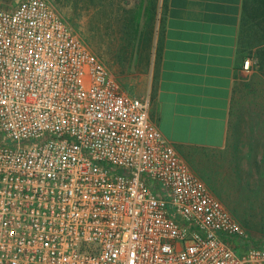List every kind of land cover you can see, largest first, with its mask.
I'll list each match as a JSON object with an SVG mask.
<instances>
[{
	"label": "built area",
	"instance_id": "2783aa9c",
	"mask_svg": "<svg viewBox=\"0 0 264 264\" xmlns=\"http://www.w3.org/2000/svg\"><path fill=\"white\" fill-rule=\"evenodd\" d=\"M247 237L49 0L0 8V264H264Z\"/></svg>",
	"mask_w": 264,
	"mask_h": 264
},
{
	"label": "crops",
	"instance_id": "0c3cea01",
	"mask_svg": "<svg viewBox=\"0 0 264 264\" xmlns=\"http://www.w3.org/2000/svg\"><path fill=\"white\" fill-rule=\"evenodd\" d=\"M20 1L0 0V8ZM154 2V19L141 26L147 41L131 45L145 51L140 77L149 87L141 99L149 102L151 120L199 178L195 166L206 160L201 156L220 153L221 179L250 177L253 191L264 194V75L255 74L264 67V38L252 49L258 67L253 83H240L247 74L248 57L240 48L247 0H165L160 29ZM239 103L246 104L250 122L237 126Z\"/></svg>",
	"mask_w": 264,
	"mask_h": 264
},
{
	"label": "rangeland",
	"instance_id": "374dc122",
	"mask_svg": "<svg viewBox=\"0 0 264 264\" xmlns=\"http://www.w3.org/2000/svg\"><path fill=\"white\" fill-rule=\"evenodd\" d=\"M139 1L49 0L74 31L85 40L89 48L105 63L112 76L122 84L128 93L142 98L146 96L149 87V83L142 81L140 77V74L143 73L141 72L143 68L141 65L144 61L140 58V55L144 57L145 51H139L135 48L132 50L131 45L136 42H143V39L139 40L138 37L135 43H131L128 27H126V20L130 11ZM143 1V9L145 10L149 0ZM155 1L159 6L156 22L160 29L163 24L165 0ZM263 27L264 7L262 0H247L241 27L240 48L244 49L247 57L252 58L253 67L240 80L241 84L253 83L252 77L255 74H258L256 77L260 78H262L261 75H264L261 73L264 71V67L258 73L254 72V69L258 70V67L254 68L257 63L255 62L256 55H254L256 52L252 50L264 38L263 35L258 34ZM253 33H256V35ZM240 106L241 103L236 105L233 118V123L236 122L237 126L242 122H250V115L246 116L243 113V109L246 111V104H244V108ZM205 154L201 156L206 158L204 162L200 163L201 168L195 166V169H198V171L201 169L198 173L211 191L223 202L233 217L246 228L248 237L245 244H264V194L258 190L253 191L250 177L244 180L237 179L235 173L229 179L224 177L221 179L219 173L220 153L207 152ZM232 156V165H234L236 158L235 155ZM238 199L240 200L238 201Z\"/></svg>",
	"mask_w": 264,
	"mask_h": 264
},
{
	"label": "trees",
	"instance_id": "16d2710c",
	"mask_svg": "<svg viewBox=\"0 0 264 264\" xmlns=\"http://www.w3.org/2000/svg\"><path fill=\"white\" fill-rule=\"evenodd\" d=\"M264 7V0H262ZM144 1L140 0L138 4L130 11L129 17L127 18L126 27H128V34L130 35L131 43H135L139 37L140 39H144L147 41L146 33L144 30H141V25L144 21V25L146 26L149 22L154 19L156 14V7L154 0L149 1L147 8L144 10ZM142 41V40H141Z\"/></svg>",
	"mask_w": 264,
	"mask_h": 264
}]
</instances>
